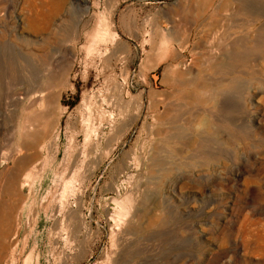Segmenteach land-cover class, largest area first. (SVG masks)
<instances>
[{"label": "rangeland", "instance_id": "374dc122", "mask_svg": "<svg viewBox=\"0 0 264 264\" xmlns=\"http://www.w3.org/2000/svg\"><path fill=\"white\" fill-rule=\"evenodd\" d=\"M0 264H264V0H0Z\"/></svg>", "mask_w": 264, "mask_h": 264}, {"label": "bare ground", "instance_id": "6f19581e", "mask_svg": "<svg viewBox=\"0 0 264 264\" xmlns=\"http://www.w3.org/2000/svg\"><path fill=\"white\" fill-rule=\"evenodd\" d=\"M18 163H19L20 166L21 165H25L27 163V157L24 156L23 158H21ZM19 165H18V167H19Z\"/></svg>", "mask_w": 264, "mask_h": 264}]
</instances>
